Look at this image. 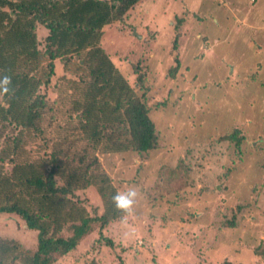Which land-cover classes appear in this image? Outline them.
<instances>
[{
  "label": "rangeland",
  "instance_id": "obj_1",
  "mask_svg": "<svg viewBox=\"0 0 264 264\" xmlns=\"http://www.w3.org/2000/svg\"><path fill=\"white\" fill-rule=\"evenodd\" d=\"M250 42L264 46V0H141L105 27L103 46L147 95L160 148L101 156L120 192L138 191L134 212L105 229L113 246L94 232L54 264H195L204 254L205 264H264V86L246 81L258 69L264 78V49ZM234 129L240 146L220 138ZM75 196L102 212L94 188ZM0 233L36 240L7 215Z\"/></svg>",
  "mask_w": 264,
  "mask_h": 264
},
{
  "label": "trees",
  "instance_id": "obj_2",
  "mask_svg": "<svg viewBox=\"0 0 264 264\" xmlns=\"http://www.w3.org/2000/svg\"><path fill=\"white\" fill-rule=\"evenodd\" d=\"M140 1L0 0V78H11L9 91L0 92V215L17 217L36 234L25 243L0 233V264H54L94 232L114 245L105 229L126 214L113 203L120 191L101 156L148 157L160 148L146 93L102 44L105 27ZM254 44L255 52L264 49ZM203 56L196 54L194 64H202ZM179 66L171 69L173 76ZM260 72L246 81L264 86ZM144 79L140 72L142 89ZM240 133L234 129L220 138L240 146ZM89 188L101 198V213L92 214L75 196ZM225 225L235 228L237 222L233 217ZM200 257L195 264H205V254Z\"/></svg>",
  "mask_w": 264,
  "mask_h": 264
},
{
  "label": "clouds",
  "instance_id": "obj_3",
  "mask_svg": "<svg viewBox=\"0 0 264 264\" xmlns=\"http://www.w3.org/2000/svg\"><path fill=\"white\" fill-rule=\"evenodd\" d=\"M11 82V78L4 75L0 78V92L7 93L9 91L8 85ZM139 193L135 188H129L124 192H118L112 197L113 203L118 211L123 214L131 215L134 212V206L137 202Z\"/></svg>",
  "mask_w": 264,
  "mask_h": 264
}]
</instances>
